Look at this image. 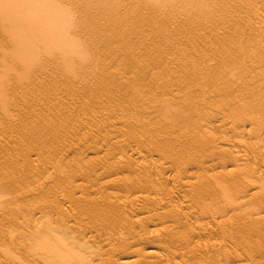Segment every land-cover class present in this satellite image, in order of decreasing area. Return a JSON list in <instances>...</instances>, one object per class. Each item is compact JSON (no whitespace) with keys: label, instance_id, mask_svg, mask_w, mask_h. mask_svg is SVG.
<instances>
[{"label":"rangeland","instance_id":"374dc122","mask_svg":"<svg viewBox=\"0 0 264 264\" xmlns=\"http://www.w3.org/2000/svg\"><path fill=\"white\" fill-rule=\"evenodd\" d=\"M5 1L7 3V0ZM47 1L43 0L44 3H48ZM52 1V4L54 1L59 4V16L62 18L59 19L61 23H58L64 24L67 31V34L63 35L64 31H58V35L63 39L67 36L66 47L62 50V46V49L59 46L58 52L52 50L59 44L54 42L58 41L54 40L55 37H50L49 41L44 37L42 40L47 39V42L42 43L41 37L44 33L39 31L41 28L36 29L37 32L43 33L41 36L37 32L33 34L36 30L32 27L37 26L34 16L32 18L35 19V24L29 20L31 25L33 24V31L29 30V21L25 17L26 14L30 16L31 13H28L27 9L34 7L33 2H30L32 6L29 3L30 7L26 4L27 9L24 5L26 1H22L24 4L21 1L18 3L19 6H24L23 9L15 6L16 9L20 8L21 13L24 12L22 10L26 11L23 13L24 17L17 11L24 21L17 15L10 14L14 2L9 3L10 9L8 4L4 5L8 8H5V11H10L8 15L13 22L6 16V12L5 18H1L0 13V27L6 25L8 19L11 21L8 25L12 24L14 27L11 30L20 28L17 31L20 32L24 27L31 31L28 36H22L27 37L26 44L34 42L32 38L29 39L30 35L38 36L35 41L37 46H34L37 49L33 47L36 49L35 53L32 51L34 54L28 56H34L31 59L39 57L35 61L41 60L37 63L30 60V66H27L28 61L23 55L20 61L22 51L21 55L18 52L19 57L14 52L21 43L20 49L23 48V51L27 52L28 47L23 46L26 39L24 38V41L20 38L23 33H19L18 41L17 36L14 37L15 34L18 35L14 33L16 31H12L14 35L12 32L8 33L13 37H7L5 33L11 31V26L6 28L4 25L9 30L0 28V81H4L0 83V91H3L0 94V264H80L81 261L84 264H250L256 261L264 264V257H261L264 256V0H154L155 4L152 3L153 0H148L150 5L144 0L143 3L150 7L149 10L147 6V11V7L142 3L145 8L141 6V9H144L146 14L144 10L141 11L140 6L135 7L136 2L130 3L131 0H106L108 4L104 3L105 0H92L94 6L91 0ZM95 1H100L97 2L100 7ZM101 1L107 5L104 6ZM136 1H139L140 5L143 0ZM50 2L51 0L48 5ZM58 4L54 5L55 9ZM35 7L33 11L36 10ZM50 7L53 9V6ZM91 7L96 10L93 11ZM101 7L107 9L103 13L101 11L102 15L99 14ZM56 12L54 18L58 21L56 14L59 12ZM109 13L114 18L110 17ZM89 14L93 15L90 18L94 23L87 22L90 18L85 17ZM43 16H46L45 13ZM130 18H134V22ZM4 19L6 20L3 24ZM42 19L38 18L41 20L39 22L43 23ZM115 19L122 21L117 25ZM16 20L28 22L27 27L20 24L17 26L18 21L13 24ZM61 20L65 21L62 23ZM138 21L142 23L138 28L144 31L136 27ZM124 22L127 26L121 25ZM149 23L151 24L148 28ZM45 25L46 23H43V29ZM113 25H116V28ZM95 27L101 29V32L97 33L96 29L94 34ZM125 28L129 31H125ZM150 28L152 30H149ZM115 29H121L117 31L121 33L123 30V33L120 34ZM145 31H148V35ZM44 32L46 35V31ZM92 32L98 36L95 37ZM140 34L141 37L143 34L142 39L138 37ZM54 35H57L56 31ZM110 35H115V38L108 40ZM69 37L74 41L68 42ZM121 38L125 40L122 42ZM20 39L23 42H20ZM118 39L122 47L134 49L135 56L129 48L127 53L125 47H119ZM135 39L139 41L135 42ZM50 40H54V47ZM47 43L53 48L46 45ZM135 43L137 47L143 46L142 49L139 48L141 51ZM50 48L51 51H48ZM6 50L8 53L4 52ZM45 50L49 53L45 54ZM136 50H139V53L144 52L139 54ZM58 53H62L66 58L63 59ZM5 54L8 55L7 58L4 57ZM9 54L13 56L9 57ZM124 54H130V57ZM11 58L17 62H13ZM9 59L12 62L6 63ZM3 62L8 64V67ZM229 68L232 69L231 72L229 70L230 73L234 70L238 72L235 71L234 75L228 77ZM237 68L247 69H241L243 74L247 72V81L245 74L242 77L240 69ZM25 69L29 71L28 74ZM160 73L167 74L163 76ZM223 75L227 76L228 80ZM234 76L235 79L238 78L234 80ZM229 78L236 81L237 89L231 79L233 83H229ZM251 79L259 85L254 86L258 87L257 93L249 81ZM15 84L17 85L14 86ZM226 86L232 89L228 90ZM246 97L248 100L244 99ZM250 104H256L258 112H254L255 108L252 109ZM260 106L263 116L260 115ZM190 109L194 111L191 113ZM185 110H188V114ZM246 111L249 116L245 115ZM251 111L259 114H254L255 118L262 117L247 119L250 113L251 118L254 117ZM171 112H178L176 115L180 117L175 120L176 115L172 118ZM181 116L184 121L189 118V122L186 119L185 124L189 123L190 126L183 123ZM154 118L160 120L161 127L156 124L158 122L153 120ZM172 119L177 122L175 126ZM150 121H155L158 129L153 131L151 125L147 128L145 122L149 124ZM164 125L167 127L165 130L159 129ZM144 126L147 129L143 128ZM179 126H183L182 129ZM195 127L199 128L200 137L194 136L197 132ZM186 128L194 134V138L190 136L192 140ZM167 132L171 135H166ZM158 133L166 136L163 138L159 135V139ZM169 136L174 139H171L172 143L176 139L177 142L171 144L169 139L166 140ZM197 137L200 139L196 141ZM165 141H169V144L166 145ZM197 142L207 145L202 147ZM164 144L169 149L178 146L182 156H188L191 162L194 161L188 168L182 169L184 174L180 172V167L178 169L174 165L169 149L167 150ZM196 144L202 149L201 152L205 150L202 156L198 153L197 161L201 163L211 158L205 160L202 166L205 165V171L208 170V174L211 173L209 176L215 177L218 182L213 179L211 181L209 176L206 179L220 188L217 189L218 193L209 197L220 198L219 201L215 198V206H207L209 213L202 203L194 199V192L192 193V186L202 180L201 170H196V166L192 168L193 164H197L195 151L200 152ZM186 146L189 149L185 148ZM205 148L209 149V152ZM185 150H188L190 155ZM218 151L220 157H216ZM204 173L203 171L202 175ZM261 181L263 183H260ZM224 184L228 185V192H225ZM258 186L263 188L258 189ZM157 202L161 206L157 205ZM199 207H203L205 212ZM233 207L243 212H238L240 215L246 214L253 227L259 228L257 231L260 230L257 235L260 234L258 238H261L256 239L262 240L258 245L263 244L260 247L263 253L257 258H251L253 261L249 260L251 256H246L245 252L240 251L237 246L236 250L234 246L235 225L232 226L233 222L229 220L235 210ZM106 211H110V214L103 216L99 213ZM246 215L244 217H247ZM213 219L217 221L214 222ZM119 222L120 226H117ZM245 238V244H250L248 236ZM59 249L64 251V258L57 255ZM67 257L69 259H66Z\"/></svg>","mask_w":264,"mask_h":264},{"label":"bare ground","instance_id":"6f19581e","mask_svg":"<svg viewBox=\"0 0 264 264\" xmlns=\"http://www.w3.org/2000/svg\"><path fill=\"white\" fill-rule=\"evenodd\" d=\"M3 1H4V3H3ZM20 1H21V3H23V2L25 3V1H26V3H25V4L23 3V4L25 5V8H26V7L28 8L29 3H30V2H33L32 4H34V2H35L36 0H35V1H32V0H31V1H30V0H17V1H15V2H16L17 4H18V3L20 4ZM22 1H23V2H22ZM27 1H28V2H27ZM29 1H30V2H29ZM40 1H41V0H39V1L37 0V1H36V4H34V7H35V5L38 4V2H39L40 4H41V2H42L41 5L38 4L39 7H38V6L35 7V9H36V10H34L35 12L33 11L34 7L32 6L31 3H30V5L32 6V9H31L30 6H29V7H30V9H29L30 11L26 8L27 11H28V13H31V14H30L29 17H28L27 14H26L25 19L27 18V19H28V20L26 19L27 21H29V20L31 21V20H32L31 23L33 22V20L37 19L36 21H34V22L36 23L37 26L34 25L33 27H32V25L35 24L34 22H33V24L31 25L30 21H29L30 24L26 21V22L28 23V28H29V30L31 29V27H32L33 30H36V29L38 30V28H41V30H39V31H41V32L44 33V35L41 37V41H43L42 43L47 42V39H48V41H49V38H50V37H52V38H50V39H54V37H55L54 40H58V41H54V40H52V41H54L55 43L59 42V44L56 45V47H55V49H56V48H58V49H56V50H55V49H52V48L55 46V45H54L55 43L52 42L51 40H50V41H51L50 43H51L52 46H53V45H54V46L52 47V46H51L50 44H48V43H47L46 45H48L49 47H52V48H50L48 51H51V49H52L53 52H54V51L58 52L59 49L61 48V46H62V48H63V47H64V48L66 47L65 44H66V42H67V39L65 40V38H67L66 35H65V38H64V39H63V37H61V36L58 35V33L60 34V32H63V31H64V32L62 33V35H63L64 33L67 32V31H65V29H64V24L62 25V24H59V23H58V22H60L59 19L62 18L61 16H59V14L61 15V13H60V12H61V8H60V6H59V4H58L57 2L55 3V1H54V3L52 4L53 1L51 0V2H50L51 4H50V5H48V3H49L50 0L47 1L48 3H44L43 0H42L41 2H40ZM103 1H104V0H103ZM103 1H101V3H102ZM105 1H106V0H105ZM128 1H130V0H128ZM141 1H142V0H141ZM141 1H140V2H141ZM150 1L152 2V0H150ZM150 1L147 0V2L149 3V5L151 4ZM171 1H172V0H171ZM192 1H193V0H192ZM5 2H6L5 0H1V2H0L1 6H3V8H4V9H3V8L0 6V8H1V9H0V13H2V14H1V15H2L1 18H5V15H4V14H5V12H6V13H7L6 16H7V17L9 16L8 18L11 20L10 15H8L10 11H8V12L5 11V8H6L7 6L5 7L4 5H5V4H6V5L8 4V8L10 9V5L14 2V0H13V1H11V0H7V3H5ZM11 2H12V3H11ZM15 2H14L13 5H11L14 9L11 7L12 9H10V10H11V13H10V14H12V15L14 14V15H17V17H19L18 15L21 13V12H19V10H20V8L23 9L22 7H24V6L22 5V7H21V6H19V4L17 5ZM91 2H92V5H93V1H92V0H91ZM97 2L100 3V1H97ZM97 2L95 1V3H97ZM131 2H132V3H133V2H134V3L136 2L137 5L134 4L135 7H137V6L139 7V6H140V7H139L140 9H141V6L144 7L143 4H145V3H143L144 0L140 3V5H138L139 1L137 2L136 0H135V1H132V0H131L130 3H131ZM147 2H146V3H147ZM154 2H156V1L153 0L152 3H154ZM157 2H158V0H157ZM9 3H11V4H9ZM27 3H28V4H27ZM98 3H97V5H98V7H100V6H99L100 4H98ZM104 3H107V4H108L107 1L104 2ZM128 3H129V2H128ZM142 3H143V4H142ZM26 4H27L28 6H26ZM55 4H56V5L58 4V7H59V8L56 6L57 9H55V6H54ZM102 4H103V3H102ZM102 4H101V5H102ZM107 4H106V5H107ZM141 4H142V5H141ZM154 4H155V3H154ZM154 4H153V5H154ZM42 5H43V6L46 5V6H49V7H50V6H53V9H54V10H53L51 7L49 8V7H46V6H44V8H43ZM94 5H95V4H94ZM94 5H93V6H94ZM103 5H104V4H103ZM106 5H104V6H106ZM130 5H131V4H130ZM157 5H158V4H157ZM191 5H192V4H191ZM15 6H16L17 8H18V7H20V8H19V9H16ZM104 6H102V7H104ZM147 6H148V5H147ZM147 6H146V4H145V7H147ZM200 6H201V5H200ZM207 6H208V4H207ZM41 7L43 8V11H42V12H41V10H42ZM102 7H101V8H102ZM145 7H144V8H145ZM148 7H149V6H148ZM148 7H147L145 10L149 11V10H150V7H149V10H148ZM156 7H158V6H156ZM156 7H155V8H156ZM8 8H6V10H7ZM37 8H38L39 10H38ZM91 8H92V7H91ZM95 8H97V6H95ZM95 8H92L93 11L96 10ZM101 8H99V9H101ZM105 8H106V7H105ZM108 8H110V7H108ZM111 8H113V7H111ZM199 8H200V7H199ZM204 8H205V7H204ZM2 9H3V10H2ZM15 9H16V11H15ZM58 9H59V11H57ZM103 9H104V8H102V10H100V13H99L100 15H102L103 11L107 10V9H104V10H103ZM136 9H137V8H136ZM136 9H135V11H136ZM140 9H139V10H140ZM197 9H198V8H197ZM200 9H201V8H200ZM13 10L16 12V14L14 13ZM86 10H87V9H86ZM89 10H90V9H89ZM97 10H98V9H97ZM137 10H138V9H137ZM143 10H144V9H143ZM143 10L141 9V11H143ZM145 10H144V13L146 14ZM205 10H207V9H204V11H205ZM1 11H2V12H1ZM3 11H4V12H3ZM17 11L19 12V14H17V13H18ZM20 11H21V10H20ZM22 11H24V12H22L21 14H23V13L26 12L25 10H22ZM36 11H37V12H36ZM56 11L59 12V13H57ZM90 11H92V10H90ZM93 11H92V12H93ZM101 11H102V13H101ZM108 11H109V10H108ZM114 11H116V10H114ZM114 11H113V12H114ZM131 11H132V7H131ZM141 11H139V13H141V15H142V12H141ZM200 11H201V10H200ZM200 11H199V12H200ZM55 12L57 13L56 15L59 16V17L56 16V18H58V21H57V19L54 18V17H55ZM84 12H85V11H84ZM84 12H83V14H84ZM86 12H87V11H86ZM92 12H91V13H92ZM95 12H96V11H95ZM98 12H99V10H98ZM106 12H107V11H106ZM153 12L155 13L154 10H153ZM160 12H161V10H160ZM32 13H33V14H36L37 16L39 15V16L37 17L36 15H33ZM38 13L42 14V16H41L40 14H38ZM44 13H45L46 16H43ZM88 13H90V12H88ZM88 13H87V14H88ZM93 13H94V12H93ZM96 13H97V12H96ZM111 13H112V11H111ZM111 13H109V15H110ZM116 13H117V11H116ZM132 13H134V12H132ZM148 13H149V12H148ZM158 13H159V12H158ZM197 13H198V10H197ZM197 13H196V14H197ZM21 14H20V15H21ZM99 14H98V16H99ZM104 14H105V13H104ZM112 14H114V13H112ZM118 14H119V13H118ZM118 14H117V15H118ZM137 14H138V12H137ZM151 14H152V10H151L150 15H151ZM156 14H157V12H156ZM156 14H155V15H156ZM1 15H0V16H1ZM91 15H92V14H91ZM94 15H95V13H94ZM96 15H97V14H96ZM107 15H108V14H107ZM115 15H116V14H115ZM133 15H134V14H133ZM139 15H140V14H139ZM148 15H149V14H148ZM155 15H153V18L155 17ZM199 15H200V14H199ZM3 16H4V17H3ZM21 16L24 17L25 14H23V15H21ZM21 16H20L19 18H21V20L23 19V21H24L25 19H24L23 17H21ZM32 16H34L33 18H35V19H33ZM92 16H93V15H92ZM92 16H90V14H89V15H87L85 18L87 19V17L90 18V17H92ZM98 16H97V17H98ZM119 16L122 17V15H120V14H119ZM124 16H125V15H124ZM124 16H123V17H124ZM127 16H128V15H127ZM127 16H126V18H127ZM129 16H130V15H129ZM131 16H132V15H131ZM157 16H158V15H157ZM7 17H6V18H7ZM44 17H46V18H44ZM60 17H61V18H60ZM105 17H106V15H105ZM107 17H108V16H107ZM110 17H112V16L110 15ZM116 17L118 18V16H116ZM120 17H119V18H120ZM132 17H133V16H132ZM135 17H136V16H135ZM137 17H138V15H137ZM137 17H136V20H137ZM142 17H143V16H142ZM170 17H172V15H171ZM195 17H196V16H195ZM19 18H17V19L19 20ZM31 18H32V19H31ZM38 18H39V19H42V18H43L44 21L46 20V22L42 21L43 23H46V25H47V27H46V25H45V29H43V28H44V27H42L43 23L39 22V21H41V20H38ZM53 18H54V19H53ZM82 18H83V17H82ZM85 18H83V19H85ZM112 18H114V17H112ZM149 18H150V17H149ZM151 18H152V17H151ZM43 19H42V20H43ZM86 19H85V20H86ZM109 19H110V18H109ZM124 19H125V18H124ZM124 19H123V20H124ZM130 19H132V22H134V21H133L134 18H130ZM144 19H145V17H144ZM5 20H6V19H4L3 24H4ZM18 20H16L13 24H15ZM94 20H95V19H94ZM111 20H112V19H111ZM115 20H117V19H115ZM115 20H113V21H115ZM118 20H119V19H118ZM118 20L116 21V23L118 22L117 25H119V24H120L119 22L122 21V20H120V21H118ZM126 20H127V19H125L124 21L126 22ZM128 20H129V19H128ZM134 20H135V19H134ZM138 20H139V18H138ZM141 20H142L143 23H145V22L143 21L142 18H141ZM141 20H140V21H141ZM148 20H149V19H148ZM151 20H153V19H151ZM7 21H8V23H10L12 20L9 21V20L7 19V20H6V23H7ZM37 21H38L39 24L37 23ZM48 21H49V24H47ZM55 21H57V22H55ZM61 21H62V23H63L65 20H61ZM99 21H101V20H99ZM105 21H106V20H105ZM107 21H108V20H107ZM140 21H138L139 23H137L138 25H136L137 28H138L139 24H140V25L142 24ZM145 21H146V20H145ZM196 21H197V20H196ZM12 22H13V21H12ZM52 22H53V23H52ZM87 22L94 23L95 21H92V19L90 18L89 21L87 20ZM97 22H98V21H97ZM125 22H124V23H121V25H122V24H125ZM130 22H131V20H130ZM132 22H131V23H132ZM150 22H151V21H150ZM152 22L154 23V21H152ZM155 22H156V21H155ZM8 23H7L6 25H5V24H4V25L6 26V28H7V26H11V27H9L10 30H11V28L13 27V25H12V24L8 25ZM21 23H22V24H21ZM23 23H24V24H23ZM27 23L18 21V23H16V24H17V26H18V24H20V25H25V26H26ZM57 23H58V24H57ZM60 23H61V22H60ZM90 23H88V24H90ZM99 23H100V22H99ZM99 23H98V24H99ZM126 23H127V22H126ZM153 23H152V25H153ZM197 23H199V22L197 21ZM41 24H42V25H41ZM56 24H57L58 26H57ZM108 24H109V23H108ZM112 24H113V23H112ZM129 24H130V23H128V26H130ZM146 24H148L147 21H146ZM150 24H151V23H149L148 28L150 27ZM4 25H2V27H4ZM39 25H40V26H39ZM48 25L50 26V29H48V27H49ZM59 25L62 27V28H61L62 30H61V29H57V27L60 28ZM91 25H92V24H91ZM91 25H90V27H91ZM102 25H103V23H102ZM102 25H101V26H102ZM121 25H120V27L123 26V25H122V26H121ZM125 25L127 26V24H125ZM143 25H144V24H143ZM157 25H158V24H157ZM194 25H195V24H194ZM51 26H52V28H51ZM93 26H94V24H93ZM93 26H92V27H93ZM95 26H97V25H95ZM105 26H106V25H105ZM126 26H125V27H126ZM141 26H142V25H141ZM2 27H0V28H2ZM20 27H22V26H20ZM26 27H27V26H26ZM55 27H56V29H55ZM113 27L116 28V25H115V26L113 25ZM143 27H144V26H143ZM152 27H153V26H152ZM155 27H156V25H155ZM155 27H153V29H154ZM198 27H200V26H198ZM6 28L4 27L5 30H9V28H8V29H6ZM13 28H14V27H13ZM13 28H12V29H13ZM15 28L17 29V27H15ZM34 28H35V29H34ZM46 28H47L48 30H47ZM53 28H54L55 30H53ZM70 28H71V23H70ZM93 28H94V27H93ZM98 28H100V24H99V27H98ZM104 28H105V27H104ZM104 28H103V29H104ZM140 28H141V27H140ZM144 28H145V27H144ZM146 28H147V26H146ZM148 28H147V29H148ZM160 28H161V27H160ZM196 28H197V26H196ZM4 29H1V30L3 31ZM19 29H20V28H19ZM19 29H17V30H11V31H8V32L5 31V33L7 34V37H8V36H9V37H10V36L13 37V36L10 35V34L8 35V33H11L12 31H16V32H14V33H18V35H19V33H23V34H20L21 37H20V35H19V36L16 35V34L14 35L13 32H12L11 34H13L14 37L17 36L18 41H19V37L22 38V39L25 41V39H26L27 37L25 38V37H22V36L25 35V34H27L26 36H28V35H29L28 33H30L31 31H33L32 29H31V31H28L27 28H25V29H26V30H25L24 27H23V28L21 29L20 32H17ZM42 29H43V30H42ZM91 29H92V28H91ZM96 29H97V27H95V29L93 30V31H94V34H95V30H96ZM105 29H106V28H105ZM110 29H111V28H110ZM110 29H109V30H110ZM121 29H123V27H122ZM121 29H119V30L117 29V30L120 31ZM125 29H126V28H125ZM138 29H139V28H138ZM147 29H146V30H147ZM161 29H162V28H161ZM37 30H36V31H33V34H37V33H39V32H37ZM49 30H51V31H53V32L51 33V32H49ZM99 30H101V29H99ZM99 30L97 29L96 32L99 31ZM117 30L115 29V31H117ZM136 30H137V29H136ZM139 30L144 31L143 29H139ZM139 30H137V32H139ZM149 30H152V28H150ZM149 30H148V31H149ZM26 31H27V33H25ZM44 31H46V35H45V32H44ZM55 31H56L57 35H54V34H55ZM58 31H60V32H58ZM105 31H106V30H105ZM112 31H113V30H112ZM112 31H111V32H112ZM118 31H117V32H118ZM125 31H129V29H128V30L126 29ZM148 31H147V32H148ZM155 31L157 32V28H156ZM35 32H37V33H35ZM48 32L50 33L49 35L47 34ZM99 32H101V31H99ZM99 32H97V33H99ZM132 32H133V31H132ZM145 32H146V31H145ZM145 32H144V34H145ZM147 32H146V35H148ZM153 32H154V30H153ZM156 32H155V33H156ZM160 32H161V31H160ZM43 33H39V36H41ZM103 33H104V32L102 31V34H103ZM118 33H120V32H118ZM122 33H123V30H122V32H121L120 34H122ZM125 33H126V32H125ZM31 34H32V33H31ZM40 34H41V35H40ZM66 34H67V33H66ZM92 34H93V32H92ZM92 34H91V35H92ZM94 34H93V35H94ZM102 34H100V35H102ZM106 34H107V33H106ZM137 34L139 35V33H137ZM158 34H159V33H158ZM50 35H51V36H50ZM52 35H53V36H52ZM93 35H92V36H93ZM125 35L127 36V34H125ZM135 35H136V34H135ZM168 35H169V34H167L166 36L168 37ZM30 36H31V37H30ZM30 36H29V37H30L29 39L32 38V41H34V42L32 43L31 40H29V42H31L32 44H31V43H27V44H26V42H27L28 39H26L25 42H23V40L20 39V42L22 41L23 43H25V44H23V46L26 45V48L28 47L27 50H26V48H25V50H26L27 52L23 51V48L20 49L22 43H21V44L18 43V44L20 45V47H18V48L16 47V51H15V52H14V50H12V51L14 52V54L17 53L18 57L23 53V54L21 55L22 57L20 56L19 59H20V61H21L22 58H23V55H24V58H26V59H27L26 61H28L27 64H29L30 62H33V63L36 62V63H37V62L41 61V60H39V59H38V61H35V60H36L37 58H39V57L36 58V56H35L36 59H31V58H34V56H30V57L28 56V55H33V54L35 53V50L37 49V47H34V46H37L36 43H35V41H37V37H38V36H37V35H34V37H32L33 35H30ZM36 36H37V37H36ZM47 36H49V37H47ZM69 36H70V35H69ZM94 36H95V35H94ZM96 36H98V34H97ZM96 36H95V37H96ZM114 36H115V35H114ZM114 36H112V37H114ZM117 36H118V35H117ZM136 36H137V35H136ZM144 36H145V35H144ZM154 36L157 37L158 35H157V36L154 35ZM5 37H6V36H5ZM44 37L47 38V39L42 40V39H44ZM56 37H57L58 39H57ZM59 37H61V38H59ZM95 37H94V38H95ZM112 37H111V35H110V36L108 37V38H110V39H108V40H112ZM120 37H121V36H119V38H120ZM128 37H129V39H130V37H131V33L128 34ZM132 37H133V36H132ZM138 37L142 39L143 34H142V37H141V34H140V36H138ZM3 38H4V37H3ZM17 38H16V39H17ZM24 38H25V39H24ZM33 38H35V39L33 40ZM39 38H40V37H39ZM114 38H115V37H114ZM122 38H124L123 35H122ZM122 38H121V40H122V42H123V40H125V39H122ZM125 38H126V37H125ZM135 38L137 39V37H135ZM158 38H159V37H158ZM11 39H12V38H11ZM59 39H60V40L63 39V40H65V41L61 40L62 43H60L61 41H59ZM68 39H69L68 42H73V41H74V40H73L72 38H70V37H69ZM70 39H71L72 41H71ZM103 39H104V38H103ZM129 39H128V40H129ZM136 39H135V42H136V41H139V40H136ZM144 39H145V38H144ZM153 39H155V38H153ZM156 39H157V38H156ZM14 40H15V38H14ZM94 40H95V39H94ZM101 40H102V39H101ZM118 40H119V39H118ZM128 40H127V41H128ZM131 40H133V38H132ZM16 41H17V40H16ZM41 41H40V42H41ZM127 41H126V44L128 45V43H129L130 40L128 41V43H127ZM142 41H145V40H142ZM13 42H14V41H13ZM13 42H12V43H13ZM102 42L104 43L103 40H102ZM109 42H110V41H109ZM113 42H114V41H113ZM113 42H112V43H113ZM120 42H121V41L119 40L118 44H119ZM130 42L133 43V41H130ZM16 43H17V42H16ZM34 43H35V44H34ZM38 43H39V42H38ZM74 43H75V42H74ZM95 43H96V42H95ZM105 43H106V42H105ZM138 43H139V42H138ZM138 43H137V45H138ZM18 44H16V45H18ZM29 44H31V45H29ZM63 44H64V45H63ZM97 44H98V43H97ZM121 44H122V43L119 44V47H122ZM142 44H143V43H142ZM19 45H18V46H19ZM27 45H29V46H27ZM46 45H45V47H46ZM107 45H108V44H107ZM111 45H113V44H111ZM120 45H121V46H120ZM124 45H125V42H124ZM129 45L131 46V43H130ZM139 45H140V44H139ZM139 45H138V46H139ZM30 46L32 47V50H31V51H30V48H31ZM59 46H60V48H59ZM75 46H76V45H75ZM114 46H115V45H114ZM114 46H112V47H114ZM116 46H117V45H116ZM135 46H136V43H135ZM135 46H134V47H135ZM150 46H151V45H150ZM11 47H12V46H11ZM14 47H15V46H14ZM29 47H30V48H29ZM33 47L36 48V49H33ZM124 47H125V46H124ZM124 47H122V49H123ZM132 47H133V46H132ZM136 47H137V46H136ZM142 47H143V46L141 45V48H140V47H137V48H138V49H139V48L142 49ZM156 47H157V46H156ZM47 48H48V47H47ZM47 48H46V50H47ZM62 48H61V49H62ZM64 48H63L62 50H64ZM125 48H126V51H127V53H128L127 48H129V47L126 46ZM137 48H135V49H137ZM145 48H147V47H145ZM145 48H144V49H145ZM150 48H151V47H150ZM152 48H153V47H152ZM5 49H6V48H5ZM11 49H12V48H11ZM17 49L20 50V51H17ZM122 49H121V50H122ZM129 49H130V48H129ZM140 49H139V50H140ZM7 50H8V49H7ZM7 50L4 51V52H7ZM46 50H45V52H46ZM57 50H58V51H57ZM116 50L118 51V49H116ZM130 50L133 52V53H132V52H131V53L134 54V51H135V50H134V49H133V50L130 49ZM139 50H138V51L136 50V51L139 53ZM21 51H22V53H21ZM28 51H29V52H28ZM32 51H33L34 53H33ZM37 51H39V50H37ZM37 51H36V53H37ZM65 51H66V50H65ZM109 51H110V49H109ZM114 51H115V50H114ZM126 51L123 50V52H126ZM140 51H141V50H140ZM145 51H146V50H145ZM155 51H156V50H155ZM18 52H20V55H19ZM39 52H40V51H39ZM39 52H38V53H39ZM43 52H44V51H43ZM60 52H61V51H60ZM119 52L121 53L122 51H120V49H119ZM142 52H144V51H142ZM142 52H141V53H142ZM146 52H147V51H146ZM146 52H145V53H146ZM157 52H158V51H157ZM161 52H162V51H161ZM7 53H8V52H7ZM7 53H6V54H7ZM10 53H11V51H10ZM26 53H27V54H26ZM31 53H32V54H31ZM47 53H49V52H46L45 54H47ZM50 53H51V52H50ZM131 53H130V54H131ZM141 53H139V54H141ZM152 53H153V52H152ZM159 53H160V52H159ZM6 54H5L4 57L8 56V55H6ZM58 54H60V53H58ZM61 54H62V53H61ZM61 54H60V55H61ZM130 54H128L129 56H128V55H127V56L130 57ZM10 55L13 56L12 54H9V57H10ZM17 55H16V56H17ZM25 55H26V57H25ZM52 55H53V54H52ZM124 55H125V54H124ZM154 55H155V54H154ZM159 55H160V54H159ZM2 56H3V55H2ZM39 56H40V55H39ZM48 56H50V54H48ZM61 56H62V55H61ZM125 56H126V55H125ZM127 56H126V57H127ZM132 56H133V55H132ZM132 56H131V57H132ZM134 56H135V54H134ZM142 56H144V55L142 54ZM147 56H148V54H147ZM4 57H3V58H4ZM27 57H28V58H27ZM40 57H41V56H40ZM44 57H45V56H44ZM44 57H43V58H44ZM62 57H63V59L66 58L65 56H62ZM62 57H61V58H62ZM149 57H150V56H149ZM151 57H152V56H151ZM6 58H7V57H6ZM12 58H13V57H12ZM12 58H11V60L13 61ZM45 58H46V57H45ZM49 58H50V57H49ZM153 58H154V57H153ZM19 59H17V60H19ZM40 59H41V58H40ZM127 59H128V58H127ZM146 59H147V58H146ZM4 60H6V59H4ZM9 60H10V59H9ZM11 60H10V61L7 60V62H6V61H5V62H6V63H8V62L10 63V62H12ZM30 60H32V61H30ZM49 60H51V59H49ZM56 60H57V59H56ZM56 60H55V61H56ZM59 60H60V59H59ZM20 61H18V62H20ZM29 61H30V62H29ZM34 61H35V62H34ZM45 61H47V60L45 59ZM45 61H44V62H45ZM52 61H53V60H52ZM13 62H17V61L14 60ZM6 63L3 62V64L7 65V67H8V64H6ZM23 63H24V59H23ZM42 63H43V61H42ZM66 63H68V62H66ZM224 63H226V62H224ZM233 63H235V62H233ZM24 64H26V62H25ZM38 64L40 65V63H38ZM38 64H37V65H38ZM62 64H63V61H62ZM145 64H146V63H145ZM147 64H148V63H147ZM229 64H231V63H229ZM229 64H228V66H229ZM235 64H236V63H235ZM37 65H36V66H37ZM3 66H4V65H3ZM27 66H30V64L27 65ZM36 66H35V67H36ZM144 66H145V65H144ZM224 66L226 67L227 65H224ZM228 66H227V67H228ZM25 67H26V65H25ZM25 67H24V68H25ZM120 67H121V66H120ZM231 67H232V64H231ZM21 68H22V67H21ZM32 68H34V67H32ZM39 68H40V67H39ZM5 69H6V68H5ZM26 69H27V67H26ZM26 69H25V70H26ZM29 69H30V68H28V70H29ZM144 69H145V68H144ZM185 69H186V68H185ZM237 69H240V68H237ZM241 69H242V68H241ZM241 69H240L239 71H241V73H242V77H243V75L245 74V72H244V74H243V71H244V70H247V69H244V70L242 69L243 71H242ZM33 70H34V69H33ZM39 70H40V69H39ZM118 70H119V69H118ZM229 70H230V72H231L232 69L229 68V69L227 70L228 73H229V74L227 75L228 77H229V75H230V76H232V74L234 75V72H235V71L238 72L237 70H234V72L232 71V73H230ZM227 71H226V74H227ZM19 72H20V70H19ZM25 72H27V70H26ZM28 72H29V71H28ZM28 72H27V74H28ZM32 72H33V71H32ZM236 72H235V73H236ZM184 73H185V70H184ZM184 73H183V74H184ZM223 73H224V72H223ZM166 74H167V73H166ZM166 74H164V75H166ZM179 74H180V73H179ZM183 74H182V75H183ZM226 74L224 73V75H226ZM246 74H247V72H246ZM246 74H245V76H244L245 80H246V77H247ZM2 75H3V74H2ZM36 75H37V74H36ZM160 75H163V74L160 73ZM160 75H159V74L157 75L158 78H160ZM164 75H163V76H164ZM168 75L171 76V74H168ZM172 75H173V74H172ZM224 75H223V77H225ZM262 75H263V74H262ZM5 76H6V75H5ZM26 76H27V75H26ZM28 76H29V75H28ZM37 76H38V75H37ZM37 76H36V77H37ZM173 76H174V75H173ZM227 76L225 77V79L228 80V77H227ZM263 76H264V75H263ZM174 77H175V76H174ZM176 77H177V76H176ZM235 77H236V76H234V78H233L234 80H236V79L238 78V77H237V78L235 79ZM1 78H2V76H1ZM1 78H0V79H1ZM7 78H8V77H7ZM33 78H34V77H33ZM162 78H164V77H162ZM165 78H166V76H165ZM171 78H172V77H171ZM181 78H182V77H181ZM231 78H232V77H231ZM231 78H229V81L232 80V81L234 82V80L231 79ZM4 79H5V78H4ZM167 79H168V78H167ZM169 79H170V77H169ZM230 79H231V80H230ZM247 79H249V78H247ZM253 79H254V77H253ZM253 79L249 80V81H251L252 87L254 88V86H259V85H257V84H258L257 81H254ZM256 79H257V78H256ZM256 79H255V80H256ZM34 80H37V79L34 78ZM158 80H159V79H158ZM160 80H161V78H160ZM163 80H164V79H163ZM223 80H224V79H223ZM227 80H226V82H228ZM1 81H3V80H1ZM1 81H0V83H3V82H4V81H3V82H1ZM31 81H32V80H31ZM38 81H39V80H38ZM224 81H225V80H224ZM224 81H223V82H224ZM232 81L229 82V83H233ZM237 81H238V80H237ZM246 81H247V80H246ZM246 81H245V82H246ZM253 81L256 82V85H255V83H253ZM235 82H236V81H235ZM235 82H234V83H235ZM32 83H33V82H32ZM229 83H228L227 86H229ZM33 84H34V83H33ZM33 84H32V85H33ZM253 84H254V85H253ZM16 85H17V84H15L14 86H16ZM223 85H224V84H223ZM230 85L232 86V84H230ZM233 85H235V89H237L238 85L236 86V83L233 84ZM6 86H7V85H6ZM14 86H13V87H14ZM34 86H35V85H34ZM227 86H226V87H227ZM231 86H230V87H231ZM0 87H2V85H0ZM161 88H162V87H161ZM161 88H160V89H161ZM256 88H258V87H256ZM256 88H254L255 92H256ZM1 89H2V88H1ZM162 89H163V88H162ZM227 89H228V90H231L232 88L229 89V87H227ZM259 89H260V88H259ZM2 90H3V89H2ZM251 90H252V89H251ZM263 90H264V89H263ZM225 91H226V90H225ZM245 91H246V86H245ZM2 92H3V91H2ZM2 92L0 91V94H2ZM251 92H253V90H252ZM255 92H253V94H254ZM257 92H258V89H257ZM257 92H256V93H257ZM148 93H149V92H148ZM229 93H230V92H229ZM262 93H263V91H262ZM245 94L247 95L246 92H245ZM251 94H252V93H251ZM260 94H261V93H260ZM263 94H264V93H263ZM250 96H251V95H250ZM243 97H245V95H243ZM247 97H249V95H248ZM247 97L244 98V99L248 100ZM260 97H261V96H260ZM155 98H156V97H155ZM155 98H154V99H155ZM152 99H153V97H152ZM156 99H157V98H156ZM156 99H155L154 101H156ZM261 99H262V98H261ZM262 101L264 102V99H263ZM163 102H164V101H163ZM161 105H162V104H161ZM203 105H204V104H203ZM203 105H202V107H203ZM189 106H191V105H189ZM207 106H208V105H207ZM207 106H205V107H207ZM250 106H251V104H250ZM255 106H256V104H255ZM255 106H254V104H253V105L251 106V108H252V107L255 108ZM263 106H264V105H263ZM195 107H196V106H195ZM162 108H163V107H162ZM190 108H191V107H190ZM203 108H204V107H203ZM260 108H261V106H260ZM262 108H263V110H264V107H262ZM262 108H261L260 115L263 116V113H262L263 110H262ZM188 109H189V108H188ZM193 109H194V108H193ZM193 109H192V111H194ZM252 109H253V108H252ZM252 109H251V110H252ZM177 110H178V109H177ZM255 110H256V112H258V109H257V108L253 109L254 112H255ZM185 111H186V110H185ZM190 111H191V109H190ZM192 111H191V113H192ZM253 111H251V112L253 113V116H254V114L256 115V113H254ZM177 113H178V112H177ZM177 113H175V112H171V114H173V116L171 115L172 118H174V115H176ZM189 113H190V112H189ZM194 113H195V112H194ZM246 113H247V111L245 112V115H246V116H249V113H247L248 115H247ZM130 114H131V113H130ZM183 114H184V113H183ZM186 114H188V110L186 111ZM258 115H259V114H257L256 116H258ZM171 116H170V117H171ZM251 116H252V114L250 113V117H249V118L246 117V118L250 120V119H256V118L259 119V117H262V116H259V117H256V118H255V116H254V117L251 118ZM176 117H180V116H177V115H176V116H175V120H177ZM181 117H182V116H181ZM184 118H186V117H184ZM157 119H158V118H157ZM157 119L154 118L153 120H156V122H158V123H156L155 121H154V123H152V121H150L149 124H148V122H145V124H147V125H145V126H147V128H148V125H149V126L151 125L150 127L153 129V131H154V129H158V127L156 126V124L158 125L159 122H160V120L158 119L159 121H157ZM182 119H183V117H182ZM182 119H181V121H182ZM186 119L188 120L189 118H186ZM186 119H185V121H184V119H183V121H184L183 123H184V124H185V122L187 121ZM175 120L172 119V121H174L173 126H175L174 124L177 123ZM50 121H52V120H50ZM161 121H162V120H161ZM181 121H180V123H181ZM22 122H23V121H22ZM188 122H189V120H188ZM250 122H251V121H250ZM137 123H138V122H137ZM155 123H156V124H155ZM162 123H163V121H162ZM171 123H172V122H171ZM24 124H25V123H24ZM139 124H140V123H139ZM154 124H155V125H154ZM160 124H161V122H160ZM160 124H159V127H161ZM187 124L189 125V123H186L185 125H187ZM47 125H49V124H47ZM54 125H56V123H55ZM152 125H153L154 127L156 126V128H154ZM181 125H183V124H181ZM50 126H51V125H50ZM145 126H144L143 128H146ZM165 126H166V125H164L163 128H159V129H164V130H165V129L167 128V127L165 128ZM189 126H190V125H189ZM189 126H188V128H189L190 130H193V129H191L193 126L191 125V128H190ZM24 127H25V126H24ZM135 127H136V126H135ZM150 127H149V129L152 130ZM179 127H180V126H179ZM181 127H183V126H181ZM181 127H180V128H181ZM186 127H187V126H186ZM27 128H28V127H27ZM39 128H40V127H39ZM42 128H43V127H42ZM50 128H52V126H51ZM147 128H146V129H147ZM33 129H34V128H33ZM46 129H47V128H46ZM53 129H54V130H59V129H55V128H53ZM149 129L147 130V132L149 131ZM181 129H182V128H181ZM189 129L186 128L187 131H188ZM195 129H197V130H195ZM43 130H45V128H44ZM43 130L40 129V131H43ZM144 130H145V129H144ZM186 130H185V131H186ZM194 130L197 131L196 133H198L199 128H196V127H195ZM26 131H27V130H26ZM47 131H49V130H47ZM142 131H143V130H142ZM145 131H146V130H145ZM159 131H160V130H158V132H159ZM161 131H162V130H161ZM195 131H194V132H195ZM43 132H44V131H43ZM164 132H165V131H164ZM164 132H163V133H164ZM182 132H183V130H182ZM191 132H192V131H191ZM191 132L188 131V133H190V134H188V135H189V138H190L191 135H192L191 137H193V135H194V134H191ZM23 133H24V132H23ZM28 133H30V132H28ZM33 133H34V132H33ZM46 133H47V132H46ZM51 133H52V132H51ZM155 133H156V132H155ZM155 133L153 132V134H155ZM160 133H162V132H160ZM186 133H187V132H186ZM196 133H195L194 136H195V137H196V136L200 137V130H199V135H197ZM143 134H144V133H143ZM143 134H142V135H143ZM149 134L151 135L152 132L149 133ZM165 134H166V135H171L170 133L168 134V132L165 133ZM165 134H163V136H166ZM38 135H39V134H38ZM46 135H48V134H46ZM46 135H45V136H46ZM159 135L162 136L161 134L158 133V136H159ZM182 135H183V137H185L184 134H182ZM23 136H24V135H23ZM25 136H26V135H25ZM152 136H153V135H152ZM160 136H159V139H160ZM163 136H162V137H163ZM31 137H33V135H32ZM54 137H55V136H54ZM167 137H168V136H167ZM170 137H172V136H169V138H167L166 140L169 139V141L171 142V141H172L171 139H173V137H172V138H170ZM198 137L196 138V141L200 139V138H198ZM49 138H51V136H50ZM149 138H150V137H149ZM157 138H158V137H157ZM163 138H164V137H163ZM193 138H194V137H193ZM193 138H192V139H193ZM46 139H47V138H46ZM151 139H152V137H151ZM175 139H176V138H175ZM190 139H191V138H190ZM192 139H191V140H192ZM52 140H53V139H52ZM164 140H165V139H164ZM173 140H174V139H173ZM176 140H177V139H176ZM176 140H175V142H177ZM194 140H195V139H194ZM151 141H152V140H151ZM169 141H167V142H169ZM196 141H194V142H196ZM165 142H166V141H165ZM167 142H166V145L169 144V143H167ZM175 142H174V143L171 142V144H175ZM184 142H185V141H184ZM192 142H193V141H192ZM52 143H53V142H52ZM151 143H153V141H152ZM197 143H198L200 146H202V147H204L205 145H207V143H206L205 145H201L200 142H197ZM154 144L156 145V143H154ZM176 144L178 145V143H176ZM185 144H186V143H185ZM164 145H165V144H164ZM166 145H165V147H167ZM199 145L197 146V144H196V147L198 148ZM168 146H169V145H168ZM171 146H172V145H171ZM171 146H170V147H171ZM173 146H174V145H173ZM190 146H192V144H191ZM185 148H187V146H186ZM206 148H207V147H206ZM206 148H205V149H206ZM168 149H169V148L167 147V150H168ZM187 149H189V147H188ZM190 150H191V149H190ZM195 150H196V148H194L193 151H195ZM197 150H200V152H201L202 149L198 148ZM203 150H204V149H203ZM206 150L208 151L209 149H206ZM185 151H186V153L189 152L188 150H185ZM207 151H206V154H208V152H209V151H208V152H207ZM169 152H170V154H171V158H172V161H173L174 165H175L176 167H178V169H179V167H180V168H181L180 172H182V173H183V171H182L183 168H188V166H190V163H191V164L194 163L193 160H192V162H191V160L188 158L187 155H188L189 153H188L187 155H185V156H187V157H184V156L181 155L182 152H181V150L179 149L178 146H177V147L175 146V147L169 149ZM195 152H197L196 159H195V160L197 161V157L199 156L198 153L201 155V154H203V152H205V150L202 151L201 153H200L199 151H195ZM195 152H193V153L191 152V154H194ZM186 153H185V154H186ZM216 153H217V152H216ZM216 153H214V154H216ZM210 154H211V152H210ZM183 155H184V154H183ZM189 155H190V154H189ZM203 155H204V154H203ZM222 155H223V152H222ZM191 156H192V155H191ZM194 156H195V155H193V157H194ZM201 156H202V155H201ZM201 156H200V157H201ZM205 156H206V155H205ZM205 156H204V157H205ZM210 156H211V155H210ZM206 157L208 158L209 155L206 156ZM206 157H205V158H206ZM216 157H220V156H219V151H218V156L216 155ZM173 158H174V159H173ZM198 158H199V157H198ZM201 158H202V157H201ZM205 158H203V159H205ZM208 159H211V158H208ZM208 159H205V160H208ZM201 160H202V159H201ZM201 160H200V161H201ZM205 160L201 161V163H199V161H197V164H196V165L193 164L194 166H192V168L196 166V170H201L200 172H202V173H203V171H204L205 173H207V174L204 173L203 175H202V173H201V176H202L201 178H202V180H201L199 183H197L195 186H192V187H193V188H192V193L194 192V199H195L196 201L202 203V204L205 206V209L208 211V210H210V209H207V206L212 205V204H213V206H215L214 204L216 203V200L219 201V199H220V198L217 199V196L214 197V198H211V199H209V197H210L212 194L218 193L219 190H220V188H219L218 183H217V186H218V188H219V190L217 191L218 188L216 187V183H215V184H214V182H212L213 184L211 183L212 179H213L214 181H215L216 179H215V177H212V178H211V176H209L211 173L208 174L209 171H208L207 169H206L207 172L205 171V169H204V168H205V165H204V164H203L204 166H202V163H204ZM196 161H195V163H196ZM206 168H207V166H206ZM197 173H198V172H197ZM183 174H184V173H183ZM180 175H181V173H180ZM212 175H213V174H212ZM208 176L210 177L211 181H208V180L206 179ZM213 176H214V175H213ZM199 177H200V176H199ZM209 177H208V178H209ZM210 179H209V180H210ZM216 181H217V180H216ZM216 181H215V182H216ZM217 182H218V181H217ZM221 183H223V182H221ZM260 183H263V182L261 181ZM219 184H220V183H219ZM263 184H264V183H263ZM260 185H262V184H260ZM162 186H163V185H162ZM224 186H225V187H224V188H225V192H228V191H227V190H228V185L226 186V185L224 184ZM157 187H158V186H157ZM157 187H156V189H157ZM160 187H161V186H160ZM165 187H166V186H165ZM260 187H262V186H260ZM260 187L258 186V189H259ZM263 187H264V186H263ZM263 187H262V188H263ZM161 188H162V187H161ZM262 188H261L260 190H262ZM156 189H155V190H156ZM158 189L160 190V188H158ZM263 189H264V188H263ZM159 190H158V191H159ZM246 190H247V189H246ZM246 190H245V191H246ZM161 191H164V190H161ZM245 191H244V192H245ZM247 191H248V190H247ZM247 191H246V192H247ZM221 192H222V191H221ZM221 192H220V193H221ZM258 192H259V190H258ZM260 193H261V191H260ZM227 194H228V193H227ZM228 195H229V194H228ZM259 195H261V194H259ZM259 195H258V196H259ZM254 196H255V195H254ZM215 198H216V200H215ZM229 198H230V197H229ZM229 200H230V199H229ZM155 201H156V200H155ZM214 201H215V202H214ZM157 203H158V202H157ZM155 204H156V203H154V205H155ZM159 204H160V203H158L157 205H159ZM161 204H162V203H161ZM157 205H156V206H157ZM163 205L165 206V204H163ZM228 205H229V204H228ZM228 205H227V207H228ZM159 206H161V205H159ZM167 206H168V205H166L165 207H167ZM198 206H199V204H198ZM200 206H201V205H200ZM216 206H217V205H216ZM238 206H239V205H238ZM227 207H226V208H227ZM235 207H236L237 209H240V208L237 207V206H235ZM199 208H202L203 211L205 210L203 207H199ZM224 208H225V207H224ZM233 208H234V207H233ZM233 208H232V209H233ZM236 208H234L235 210L232 211L231 218L229 219L231 222H233V223H231L232 226H233V224L235 225L234 230H235L236 232L234 233V234H235V237H234V235H233V238H234V239L236 238V240L238 241V242H237L236 240H233V241L236 243V245H234V246H235V248H236V246H237V247L240 249V251L242 250V252H245L246 254H245V253H244V254H245L246 256H251L250 259H249V258H247V259L253 261L251 258H254V257L257 258V257L260 256V254L263 253V251H261L262 248L260 249V247H262L263 244H262V246H261V245H258V242L262 241V240L258 241L259 238H261V237L258 238V236H260V234L257 235L258 233H260V230L257 231L259 228L253 227L254 225L252 224V222H249V218H248V216H247L246 214H243V215H244V216L246 215L247 217H244V216L240 215V214H242L243 212L241 213V212H239V210L237 211ZM159 209H160V208H159ZM212 209H214V208H212ZM212 209H211V210H212ZM93 211H94V210H93ZM203 211H201V212H203ZM213 211H214V210H213ZM240 211H241V210H240ZM109 212H110V211H106L105 213H103V212H99V213L103 214V216H106ZM204 212H205V211H204ZM238 212H239L240 214H239ZM167 213H168V212H167ZM206 213H207V212H206ZM206 213H203V214H206ZM208 213H209V211H208ZM219 213H220V212H219ZM219 213H218V215H220L221 213H223V211H222L220 214H219ZM109 214H110V213H109ZM111 214H112V213H111ZM169 214H170V213H169ZM114 215H115V214H114ZM167 215H168V214H167ZM222 215H223V214H222ZM103 216H101V215H97V217H103ZM108 216H109V215H108ZM111 216H112V215H111ZM163 216H165V214H164ZM170 216H171V214H170ZM227 217L229 218L228 215H227ZM227 217H226V218H227ZM211 218H212V217H211ZM106 219H107V218H106ZM164 220H165V219H164ZM214 220L217 221L216 219H213V221H214ZM117 221H118V220H117ZM215 221H214V222H215ZM218 221H219V220H218ZM221 221H222V220H221ZM221 221H220V222H221ZM223 222H225V220H224ZM116 223H117V222H116ZM228 223H229V222H228ZM228 223H227V224H228ZM100 224H102V222H101ZM110 224H111V223H110ZM112 224H113V223H112ZM118 224H119V225H118ZM118 224H117V226H120V222H119ZM113 229H115V228H113ZM223 232H224V231H223ZM254 232H257V233L255 234ZM227 233L230 234V232H227ZM118 234H119V233H118ZM224 236H225V235H224ZM246 236H248V240H250V242H249V241H247V242H249L251 245H250V244H248V245L245 244V241H246V238H245V237H246ZM244 238H245V239H244ZM256 238H258V240H257ZM176 239H177V238H176ZM235 243H234V244H235ZM260 243H262V242H260ZM260 243H259V244H260ZM247 246H248V247H247ZM263 249H264V248H263ZM236 250H237V248H236ZM261 252H262V253H261ZM229 254H230V253H229ZM57 255L63 257V255H65V254H64V251H63L62 249H59ZM67 255H68V254H67ZM263 255H264V253H263ZM59 256H58V257H59ZM261 257H264V256H261ZM261 257H260V258H261ZM63 258H64V257H63ZM56 259H58V258H56ZM66 259H69V258L67 257ZM194 259H195V258H194ZM63 260H64V259H63ZM192 260H193V259H192ZM255 260H257V259H255ZM260 260H261V259H260ZM67 261H68V260H67ZM80 261H81V260H80ZM195 261H196V260H195ZM195 261H194V262H195ZM261 261H262V260H261ZM68 262H69V261H68ZM58 263H59V262H58ZM58 263L56 262V264H58ZM65 263H66V262H65ZM81 263L84 264L82 261L80 262V264H81ZM54 264H55V263H54ZM250 264H263V262L258 263V262L256 261L255 263H252V262H251Z\"/></svg>","mask_w":264,"mask_h":264}]
</instances>
